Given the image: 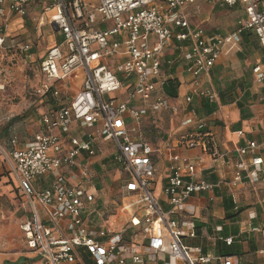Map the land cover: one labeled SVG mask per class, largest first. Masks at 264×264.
<instances>
[{"label":"built area","instance_id":"obj_1","mask_svg":"<svg viewBox=\"0 0 264 264\" xmlns=\"http://www.w3.org/2000/svg\"><path fill=\"white\" fill-rule=\"evenodd\" d=\"M32 1L0 0V17H24ZM197 1L50 0L45 8L59 41L39 64L44 84L37 91L50 103L21 148L15 136L8 149L0 144L24 215L22 240L44 264H238L234 256L207 255L188 245L199 238L189 198L217 188L197 169L205 155L213 161L228 155L191 102L193 96L216 100L200 78L240 44L242 34L252 33L264 51V7L258 0H202L243 12L231 33L207 35L189 19ZM5 40L0 26V48ZM180 63L192 86L183 108L164 92ZM77 70L84 73L82 85L67 99L61 88ZM252 72L264 103V68L256 65ZM166 113L182 119L176 133L156 146L143 124ZM104 143L109 145L101 151ZM188 150L201 154L190 159L177 152ZM233 152L226 185H264V141L247 140ZM161 157L168 165L158 183ZM108 168L120 188L116 203L102 185ZM249 226L264 235V228ZM235 239L218 235L215 241L230 246Z\"/></svg>","mask_w":264,"mask_h":264},{"label":"crops","instance_id":"obj_2","mask_svg":"<svg viewBox=\"0 0 264 264\" xmlns=\"http://www.w3.org/2000/svg\"><path fill=\"white\" fill-rule=\"evenodd\" d=\"M34 1L28 6L27 14L33 10L31 6H33ZM258 1L259 7H264V0ZM217 8H213L205 2H202V0H198L197 4L189 11V19L194 26L202 27V22L198 25L195 23L201 17L202 11H211ZM227 10L237 12L236 14L238 16L236 17L237 20L234 25L235 28L243 12L238 7ZM23 22L24 19L18 15L0 17V26L5 28V38L11 44L15 42L12 40L15 38L8 39V37L13 33L17 25L21 26V29L23 28L21 32H25ZM234 28L229 32L220 34L225 35L231 33ZM50 29L52 30V27ZM204 30L207 35L219 33L208 31L206 28ZM52 33L53 42L51 46L59 41L53 30ZM45 53L41 56L40 62L44 59ZM256 65L264 68V51L260 49L257 39L253 35L247 44L240 42L234 49L230 51L226 50L217 64L211 68L210 72L203 74L200 78L201 86L211 89L216 94V100L213 103L218 105V109L210 115H197L200 118L209 120L211 124L209 126L210 135L214 137L219 151L225 152L228 155L217 161H213L209 155L204 156L202 166L197 169L198 175L210 183L215 184L217 188L211 194L206 193L193 196L187 202L188 206L195 207L196 209V215L198 217L197 228L199 230V238L188 241V245L199 247L202 253L207 255L234 256L238 264H264V254L259 253V250L264 249V235L261 232H251L249 228L250 224L253 228H264V185H258L254 188L248 183H241L238 187L231 189L225 182V180L227 181L229 179V173L233 170L235 159L234 149L238 148V146L247 140L264 141V103L259 100L263 88L255 83L252 72L253 67ZM38 73L40 74L39 70ZM83 78L84 73L81 70L75 71L69 77L65 87L61 88L63 95L67 99L73 97L80 90ZM172 78H176L180 84L176 97H170V101L175 105H180V108H183L182 106L186 95L191 94V79L182 69L181 63L176 64L173 68ZM43 84V77L40 74L37 90L42 88ZM69 86H71L73 91L70 90ZM225 89L227 90L225 97L227 99L232 98L233 103L222 105L219 102L218 92L220 90L225 91ZM201 100V98L193 96L191 103L195 111L199 108V102ZM237 101L242 103L243 108L240 109L238 107ZM242 115H247L248 117L242 118ZM181 119V113H166L156 116L154 117V122L149 120L143 124L144 136L156 144V146H159L163 140L168 139L176 133ZM38 123L39 119L37 120L36 130L39 127ZM11 137H8V141ZM26 140L25 138L18 140V148H21L27 142ZM177 152L182 157L190 159H195L201 154L199 150ZM167 165L168 162L165 158L161 157L158 159L157 167L159 173L156 176L158 183H161L164 178L167 172ZM210 197H212V200H210ZM226 202L229 206L227 209ZM249 212H252L251 216H254L252 219L250 218ZM226 213L235 216L228 219L225 218ZM23 216L22 214L20 222L23 220ZM218 228L222 229L220 233L217 232ZM218 235L233 236L237 239H235L232 245L227 246L215 241ZM23 244L25 252L13 258L9 254L6 255L0 252V264H7V262L10 264L21 263L24 259L26 260L22 264H44L41 258H38L36 254L26 248L24 241ZM212 264L219 263L213 262Z\"/></svg>","mask_w":264,"mask_h":264},{"label":"rangeland","instance_id":"obj_3","mask_svg":"<svg viewBox=\"0 0 264 264\" xmlns=\"http://www.w3.org/2000/svg\"><path fill=\"white\" fill-rule=\"evenodd\" d=\"M49 6V0H35L31 6L33 10L22 17L25 32H21L23 28L17 25L8 37L15 38L12 39L15 42L11 44L6 40L0 48V144L7 149L10 147L8 137L27 139L36 131L40 113L49 106L48 100L37 91L41 56L53 42V33L46 19L49 12L45 10ZM236 13L226 8L203 10L195 23L202 22V27L208 31L225 33L234 28ZM19 45H28L30 50L21 52ZM69 88L73 91L71 86ZM108 145L104 143L99 149L104 151ZM10 168L9 163L0 159V252L13 258L24 253L25 249L19 229L23 212L18 208V192ZM104 172L108 177L102 180V185L110 202L116 203L120 192L117 177L112 176L115 173L112 169Z\"/></svg>","mask_w":264,"mask_h":264},{"label":"trees","instance_id":"obj_4","mask_svg":"<svg viewBox=\"0 0 264 264\" xmlns=\"http://www.w3.org/2000/svg\"><path fill=\"white\" fill-rule=\"evenodd\" d=\"M242 43L243 44H247L250 39H251V36H253V34L251 33H244L242 34ZM179 81L176 79V78H171L168 80L165 88H164V92H165V95L168 97V98H172V97H176L177 95V91H178V88H179ZM227 90L225 89V91H219V102L220 104L222 105H226V104H230V103H233V99H227L225 97L226 95V92ZM244 101V100H243ZM50 103V102H49ZM200 106L198 109H196V112L199 116H204V115H210L212 113H214L217 109H218V105L216 103H213V102H209L207 99H202L200 102ZM237 104H238V107L241 109L243 108V105L241 102H238L237 101ZM248 116L247 115H242V118H247ZM229 208L227 202H226V209ZM235 215H232L230 213H226L225 215V218H228V219H231L233 218ZM26 259L23 260V262L21 263H16V264H22L25 262ZM7 264H10L9 262H7Z\"/></svg>","mask_w":264,"mask_h":264}]
</instances>
